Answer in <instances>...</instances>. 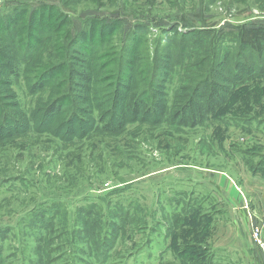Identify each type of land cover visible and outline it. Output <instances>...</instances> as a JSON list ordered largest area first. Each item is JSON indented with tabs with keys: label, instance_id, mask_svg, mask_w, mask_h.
I'll list each match as a JSON object with an SVG mask.
<instances>
[{
	"label": "rangeland",
	"instance_id": "374dc122",
	"mask_svg": "<svg viewBox=\"0 0 264 264\" xmlns=\"http://www.w3.org/2000/svg\"><path fill=\"white\" fill-rule=\"evenodd\" d=\"M37 2L58 7L51 15L59 33L44 42L47 68L68 57L72 23L85 12L121 13L110 24L97 15L74 48L80 59L101 65L111 58L125 65L138 57L140 65L151 63L173 37L168 33L172 27L177 33L197 28L179 25L183 15L200 11L204 24L217 29L264 19V0H0V16L11 14L17 3L32 7ZM162 20L167 28L156 27ZM128 22L139 28L131 42L124 38ZM237 52L234 47L232 53ZM23 74L22 64L10 79L20 105L30 113L48 93H28ZM177 81L168 88L169 103ZM251 81H264V76ZM248 88H253L255 107L263 106L261 86ZM248 88L235 91L228 113L243 111L240 93ZM216 120L179 131L131 125L119 137L92 134L74 144L29 133L2 145L0 264H214L211 246H224L229 237L221 222L215 227L218 217L223 222L229 217L219 213L223 200L198 199L197 211L188 216L182 211L191 192L209 194L221 172L239 162L229 147L245 141L246 133L239 125L224 127Z\"/></svg>",
	"mask_w": 264,
	"mask_h": 264
},
{
	"label": "trees",
	"instance_id": "16d2710c",
	"mask_svg": "<svg viewBox=\"0 0 264 264\" xmlns=\"http://www.w3.org/2000/svg\"><path fill=\"white\" fill-rule=\"evenodd\" d=\"M56 4L37 2L28 7L17 3L13 14L0 16V147L29 133L74 144L92 134L119 137L131 125L195 130L211 117L223 122L238 89L264 76V19L241 25L224 23L217 29L204 24L200 11L180 17L179 25L197 28L177 33L172 27L168 33L173 37L146 66L140 65L141 57L132 63L127 60V65L115 58L103 65L80 59L74 48L86 24L98 15L85 12L72 23L68 57L47 68L44 42L60 30L51 15L58 11ZM98 16L110 24L120 20L121 13ZM168 26L163 20L156 25ZM138 29L128 22L126 41L135 40ZM244 52L249 59H243ZM22 64L28 93H48L30 113L20 105L10 79L18 76ZM175 78L178 87L169 103L168 88ZM185 205L183 213L188 216L193 208L190 203Z\"/></svg>",
	"mask_w": 264,
	"mask_h": 264
},
{
	"label": "crops",
	"instance_id": "0c3cea01",
	"mask_svg": "<svg viewBox=\"0 0 264 264\" xmlns=\"http://www.w3.org/2000/svg\"><path fill=\"white\" fill-rule=\"evenodd\" d=\"M250 85L261 86V92L264 93V81H251L244 85L242 90ZM251 90L253 88H248L246 93L243 91L240 93L243 111L239 113L227 111L223 121L224 127L239 125L241 131L247 135L245 141H240V144L233 143L229 147L237 151L234 154L239 162L233 168H225L221 172L223 177L215 176L219 180L215 181L216 183L212 181L214 186L212 190H209L211 191L209 194L195 196V193L191 192L190 202H186L192 205L193 213L199 209L195 206L198 199L213 201L215 197H219L223 200L218 203L219 213L223 212L229 217L224 222L218 217L215 220V227L221 222L226 226L224 229L229 231V237L224 240V246L215 244L211 246V261H214V264L217 262L262 264L264 262L263 252L252 241L249 213L245 209L247 205L257 217H261L264 209V114L262 113L264 103L261 107H255V103L250 100ZM233 100L234 95L230 105ZM213 119L211 117L209 122ZM216 122L220 123L217 120ZM181 167L183 168L184 165Z\"/></svg>",
	"mask_w": 264,
	"mask_h": 264
},
{
	"label": "built area",
	"instance_id": "2783aa9c",
	"mask_svg": "<svg viewBox=\"0 0 264 264\" xmlns=\"http://www.w3.org/2000/svg\"><path fill=\"white\" fill-rule=\"evenodd\" d=\"M245 209L249 213L253 242L262 250L264 256V209L261 217L254 215V213L249 210L247 205L245 206ZM262 264H264V262Z\"/></svg>",
	"mask_w": 264,
	"mask_h": 264
}]
</instances>
